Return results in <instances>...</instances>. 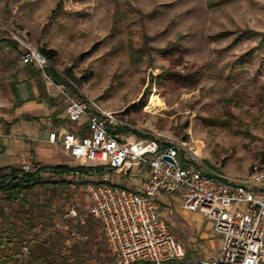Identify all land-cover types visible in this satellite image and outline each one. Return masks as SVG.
I'll return each instance as SVG.
<instances>
[{"label":"rangeland","instance_id":"rangeland-1","mask_svg":"<svg viewBox=\"0 0 264 264\" xmlns=\"http://www.w3.org/2000/svg\"><path fill=\"white\" fill-rule=\"evenodd\" d=\"M216 2L0 0V40L17 43V36L37 49L55 50L56 69L102 110L132 127L122 135L184 141L204 170L246 178L264 160V0ZM116 14L121 29L112 36ZM17 45L13 50L0 44V77L20 70L22 47ZM131 47L141 53L137 62L130 60ZM152 97L156 104L147 110ZM10 100L4 81L0 113L7 119ZM6 137L0 134V144ZM6 158L0 155V166ZM84 188L69 197L59 187L54 194L40 189L29 196L26 206L39 208L35 229L26 231L22 247L50 243L53 237L58 264H114L100 224L95 221L92 230L86 225L90 217L83 227L88 235L67 244L77 229L62 216L72 205L77 212L87 209ZM15 208L7 210L9 228L23 231L29 216L14 218ZM169 208L161 213L186 250L183 262L217 254Z\"/></svg>","mask_w":264,"mask_h":264},{"label":"built area","instance_id":"built-area-1","mask_svg":"<svg viewBox=\"0 0 264 264\" xmlns=\"http://www.w3.org/2000/svg\"><path fill=\"white\" fill-rule=\"evenodd\" d=\"M14 38L22 47V63L36 67L63 100L67 119L87 123L89 135L54 132L49 142L66 147L75 167H107L128 179L136 178L140 168L148 173L140 193L115 184L85 185L89 206L82 212L70 206L63 220L81 224L89 217L97 220L114 264H189L183 262L185 248L159 213L160 198L181 191L183 209L203 215L221 240L216 256L194 264H264V160L246 178L211 172L214 177L204 173L203 163L184 141L160 143L133 134H114L109 127H132L85 96L39 49ZM181 152L198 166L183 167ZM21 167L31 169L30 164ZM109 178L110 172L100 175L103 182ZM77 239L73 232L68 246ZM30 250L31 244L22 248V264L28 261Z\"/></svg>","mask_w":264,"mask_h":264},{"label":"crops","instance_id":"crops-1","mask_svg":"<svg viewBox=\"0 0 264 264\" xmlns=\"http://www.w3.org/2000/svg\"><path fill=\"white\" fill-rule=\"evenodd\" d=\"M8 48L13 49L11 47ZM12 63L13 62H11V64ZM20 64L22 66L19 71H13L7 76L0 77V86L6 81L11 93V106L9 108L11 117L7 119L0 113V134H5L7 136L6 139L1 140L2 144L0 145L3 147L1 156L5 155L7 157L5 159L6 165L20 166L28 163L32 166L33 163H40L74 166L73 158L70 156L69 150L60 144L50 143L48 138L49 135L54 132L56 134L72 132L79 137L89 135L85 119L79 122H70L66 116L63 100L55 92L54 88L44 81L39 70L33 65L22 63L21 60ZM13 65L14 64L10 67ZM2 79L4 80L3 82ZM51 148H57L59 150L50 153L49 149ZM111 174L114 173L110 172V175ZM96 177L97 176L94 175L91 179L96 180ZM116 177V179L109 178L108 182L140 193L143 191L148 173L145 168H140L137 177L134 179ZM82 187L83 185L80 186L78 190H81ZM70 199L71 198H69V200ZM87 199L89 201L88 203H90L88 197ZM159 206L160 216L165 221V213H161V208L167 211L170 209L169 207L173 206L176 212L179 213L195 233L199 235V239L203 240L207 245L212 246V248L214 247L217 250V254L219 253L221 241L218 242V240L214 239V237L216 238L217 236L208 232V229L213 231L211 223H208L203 215L199 213L193 214L183 209L181 191L172 195L162 196L159 201ZM67 222L75 227L85 226V223L81 224L77 220ZM75 233L79 238L85 236L77 231ZM51 239L52 241L50 240L49 244H55L54 246L56 247L58 242H56L53 237ZM84 255L85 253L82 250V257H84ZM59 257V255L56 257L57 260ZM83 259L84 258H81V260Z\"/></svg>","mask_w":264,"mask_h":264},{"label":"trees","instance_id":"trees-1","mask_svg":"<svg viewBox=\"0 0 264 264\" xmlns=\"http://www.w3.org/2000/svg\"><path fill=\"white\" fill-rule=\"evenodd\" d=\"M228 1L230 0H218V2L213 5H220ZM115 18L112 36L116 35L119 29H121L119 28V14H116ZM0 44H6L8 47L15 50L18 49L17 43L12 41L0 40ZM39 50L52 62H56L57 52L55 50L47 48H41ZM128 54L132 62H137L141 59L140 51L133 50L132 47L128 49ZM53 75L55 79H57L54 73ZM143 99L144 98H142L139 103H143ZM109 130L117 135H122L128 131L123 127H109ZM142 138L155 139L152 136H142ZM158 141L160 143H168L161 140ZM2 153L3 147L0 145V155ZM180 161L183 167L198 166L196 162L187 158L184 152L180 153ZM107 172H111L107 167L88 168L65 164L51 165L33 163L29 171H24L21 166H0V264H22L19 255L23 248L22 244L25 240V234L26 231H33L35 229L33 217L39 208L38 206V208H35L34 206H26L27 198L29 196L40 189L43 191H50L54 194L57 187H59L64 191L66 196L69 197L71 191L76 192L82 185L90 183L96 186L111 185L109 182H103L100 180V175ZM204 173L209 176H214L211 172L206 170H204ZM94 175L97 176L96 180L91 179ZM14 205L16 206V208L13 209L14 218H19L21 213L29 216L26 220L23 231L17 229L11 231L9 228L10 222L7 219V210ZM95 221L98 222L92 217L88 219L86 225L90 230L93 229ZM76 229L82 235H88L90 232V230L84 231L82 226H78ZM54 245L55 244L47 243L45 240H41L32 245L29 259L23 264H58L56 258L58 254L54 251L56 248Z\"/></svg>","mask_w":264,"mask_h":264},{"label":"bare ground","instance_id":"bare-ground-1","mask_svg":"<svg viewBox=\"0 0 264 264\" xmlns=\"http://www.w3.org/2000/svg\"><path fill=\"white\" fill-rule=\"evenodd\" d=\"M155 104H156L155 98L152 97V99H151L150 102L148 103L146 109H147V110H152L153 107L155 106ZM194 154H196V152H194Z\"/></svg>","mask_w":264,"mask_h":264}]
</instances>
